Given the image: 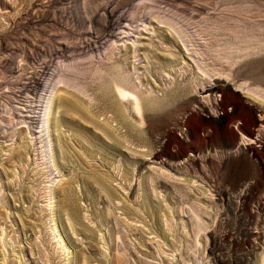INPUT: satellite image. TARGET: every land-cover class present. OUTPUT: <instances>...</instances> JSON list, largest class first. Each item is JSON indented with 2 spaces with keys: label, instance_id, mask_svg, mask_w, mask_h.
Wrapping results in <instances>:
<instances>
[{
  "label": "rangeland",
  "instance_id": "374dc122",
  "mask_svg": "<svg viewBox=\"0 0 264 264\" xmlns=\"http://www.w3.org/2000/svg\"><path fill=\"white\" fill-rule=\"evenodd\" d=\"M0 264H264V0H0Z\"/></svg>",
  "mask_w": 264,
  "mask_h": 264
},
{
  "label": "bare ground",
  "instance_id": "6f19581e",
  "mask_svg": "<svg viewBox=\"0 0 264 264\" xmlns=\"http://www.w3.org/2000/svg\"><path fill=\"white\" fill-rule=\"evenodd\" d=\"M193 6V5H192ZM195 7V6H194ZM199 7V6H198ZM200 8V7H199ZM169 39V36H165V39ZM174 40H175V42H177V40L174 38ZM178 47H179V45H178ZM180 51H181V48H180ZM127 79H128V76H126V75H120V74H117L115 77H114V80H113V82H114V84H113V86H111V85H104L103 86V88H105V91H107L108 90V88H125L126 87V85H129L130 83H128V81H127ZM125 86V87H123V86ZM107 89V90H106ZM208 90V89H207ZM109 91V90H108ZM208 94V93H207ZM244 95H247V97L248 98H250V99H252V98H255L251 93H245ZM119 98V97H118ZM258 100V99H257ZM259 101V111H261V109H262V107H261V104L263 105V103L261 102V100L259 99L258 100ZM218 120V119H217ZM216 120V121H217ZM261 120V119H260Z\"/></svg>",
  "mask_w": 264,
  "mask_h": 264
}]
</instances>
